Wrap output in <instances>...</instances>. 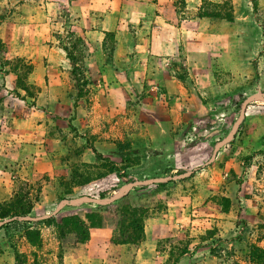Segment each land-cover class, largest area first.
<instances>
[{"label":"rangeland","instance_id":"374dc122","mask_svg":"<svg viewBox=\"0 0 264 264\" xmlns=\"http://www.w3.org/2000/svg\"><path fill=\"white\" fill-rule=\"evenodd\" d=\"M157 3L189 34L151 76ZM28 206L0 264H264V0H0V207Z\"/></svg>","mask_w":264,"mask_h":264},{"label":"crops","instance_id":"0c3cea01","mask_svg":"<svg viewBox=\"0 0 264 264\" xmlns=\"http://www.w3.org/2000/svg\"><path fill=\"white\" fill-rule=\"evenodd\" d=\"M159 7L155 8L158 11V14L151 13L152 12V5H143L141 6V13L138 16L139 19L141 20V23L143 24L144 29L147 28V37H144L145 39L143 42V64H141L139 67L140 69L143 67V73L151 75L152 76V71L156 66L155 71H160L162 73V70L164 67L168 65V62L172 58V54H168L167 49L170 48L171 50L174 51V49L177 47L178 51H182L181 48H179L180 43L182 44V35H185V38L188 37L189 30L185 29L183 31H180L181 28L174 29L171 22H167V19L165 18V15L167 12L169 13L170 11L173 12L171 13L174 18L176 14H174V7L173 4H164V3H157ZM119 13H122L121 10L117 8V10H112L111 12L105 13V20L103 21V26H102V21L100 22L99 26L103 30L102 34L104 33H113L116 32L115 36V48L112 51L113 57L116 59H123V61H127V63H130L133 67H135V62L137 61L136 55H131L133 53V45L134 43L132 40V35L126 36L124 35L123 30H121L122 26V21L121 23L117 24V18ZM128 16L133 18L134 12H129L127 13ZM121 17V16H120ZM153 18H156L153 20ZM153 23H156V26H153ZM139 24V23H138ZM137 24V25H138ZM153 28L157 29L156 32L153 31ZM183 33V34H182ZM178 35V36H177ZM177 36L175 39L174 37ZM88 38V37H87ZM138 47V45H136ZM126 48H129L128 51H126ZM176 48V49H177ZM175 49V50H176ZM120 51H123V53H120ZM166 50V51H165ZM130 51V52H129ZM129 52V53H128ZM131 53V54H130ZM174 53V52H173ZM130 54V55H128ZM125 57V58H122ZM162 60L161 62V67L158 66V61ZM164 61V63H163ZM168 61V62H166ZM137 63V62H136ZM159 70H158V68ZM157 74V72L155 73ZM13 263V262H12ZM67 264H70L68 262Z\"/></svg>","mask_w":264,"mask_h":264},{"label":"trees","instance_id":"16d2710c","mask_svg":"<svg viewBox=\"0 0 264 264\" xmlns=\"http://www.w3.org/2000/svg\"><path fill=\"white\" fill-rule=\"evenodd\" d=\"M105 34V36H111V33H104ZM117 147H118V149L121 151L122 149H125V146H123L122 144H117ZM12 207V206H11ZM29 210H30V206H28V209L27 210H23L22 212H7V211H3V210H1V207H0V220H2V219H4V218H8L10 221L9 222H7V223H5V224H2L1 226H0V229H3V233H4V237H5V242L9 245V244H11L10 243V241L12 240L11 239V237L9 236V235H7V233H6V229H7V226H10L11 224H18V225H21V226H25V225H27V222H25V221H18V220H16L17 218H19V217H25V216H27L28 214H29ZM12 218H16L15 220H11ZM61 221H65L66 223L65 224H69V223H67V221H70L71 223L70 224H72L73 225V233H78V232H76L77 231V229L74 227V226H76L77 225V223H79L78 221H79V218L77 217V216H69V217H66V218H64V220H61ZM69 224V225H70ZM65 226V225H64ZM76 230V231H75ZM30 233H31V231L29 230V228H26V229H24L22 232H21V234H22V236L23 237H25V239H27V240H30ZM79 233H81V230H79ZM34 239V238H33ZM31 241H34V240H32L31 239ZM10 246V245H9ZM10 249H11V251L13 252V253H15L14 252V250H12L13 249V245L11 244V247H9ZM255 248H251L250 249V253H251V255L252 256H254V254H255ZM256 255V254H255ZM230 264H236V263H230Z\"/></svg>","mask_w":264,"mask_h":264}]
</instances>
